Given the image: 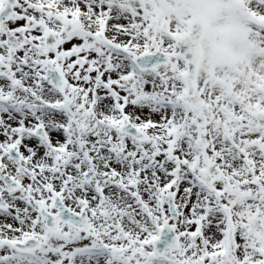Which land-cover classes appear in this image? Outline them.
<instances>
[{
	"label": "snow or ice",
	"instance_id": "snow-or-ice-1",
	"mask_svg": "<svg viewBox=\"0 0 264 264\" xmlns=\"http://www.w3.org/2000/svg\"><path fill=\"white\" fill-rule=\"evenodd\" d=\"M0 264H264V0H0Z\"/></svg>",
	"mask_w": 264,
	"mask_h": 264
}]
</instances>
